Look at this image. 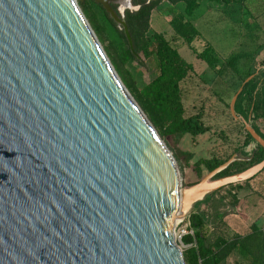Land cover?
I'll return each instance as SVG.
<instances>
[{
	"label": "water",
	"instance_id": "1",
	"mask_svg": "<svg viewBox=\"0 0 264 264\" xmlns=\"http://www.w3.org/2000/svg\"><path fill=\"white\" fill-rule=\"evenodd\" d=\"M96 1L132 46L122 11ZM244 124L257 152L264 138ZM236 160L182 188L77 0H0V264H186L175 226L264 170L218 177Z\"/></svg>",
	"mask_w": 264,
	"mask_h": 264
},
{
	"label": "rangeland",
	"instance_id": "2",
	"mask_svg": "<svg viewBox=\"0 0 264 264\" xmlns=\"http://www.w3.org/2000/svg\"><path fill=\"white\" fill-rule=\"evenodd\" d=\"M113 1L111 3L116 4L125 15L126 9H122L121 3ZM77 2L122 82L175 158L182 188L196 183L209 173L205 167L202 177L196 172L195 163L200 158L228 160L236 156L235 167H248L247 159L252 157L254 150L246 144L247 131L243 118L250 120L256 132L264 138V115L260 112L256 114L249 108L253 85L260 81L264 73V40L256 27L248 23L249 18H244L243 5L224 6L215 0H201L200 8L190 17L201 30V36L194 40L193 45L202 51L207 42L212 44L213 56L217 59L213 66L198 58L173 30V19L185 12L184 2L173 4L170 0H162L152 12L148 36L151 37L155 32L163 33L182 56L194 65V71L181 82L186 115L202 112L204 122L210 127L205 134H186L177 139L171 132L170 121L153 104L148 91L150 82L159 74L156 56L148 58L144 54L134 55L130 52V45L121 32L124 27L113 21L102 3L96 0ZM135 7L132 4L128 9L135 10ZM246 81L249 84L233 103L234 96ZM261 89L255 92V98ZM232 106L239 114L234 113ZM254 143H257L256 140ZM178 151L191 152L193 157L190 162L187 163L183 157L178 159ZM251 190L254 188L247 181L230 184L196 203L174 229L175 242L183 255L194 245H185L182 237L185 235L184 230L190 229L187 226L189 216L197 211L204 216L207 233L215 242V248L221 251L224 264H253L248 251L234 246L235 242L242 241L251 232V225L257 216L250 207L253 201L261 198L251 193Z\"/></svg>",
	"mask_w": 264,
	"mask_h": 264
},
{
	"label": "trees",
	"instance_id": "3",
	"mask_svg": "<svg viewBox=\"0 0 264 264\" xmlns=\"http://www.w3.org/2000/svg\"><path fill=\"white\" fill-rule=\"evenodd\" d=\"M170 1L173 4L180 1L185 4V12L181 16L175 17L172 21V27L176 36L183 38L198 58L205 60L210 66L215 65L217 59L213 56L214 49L210 42L206 43L202 51H198L193 45L194 40L201 36V32L190 17L194 16L195 12L200 8L201 0ZM215 1L223 2L225 5L230 2V0ZM161 2L162 0H132V4L138 8L135 10L126 9L124 15L132 39V46L125 33V28L121 32L130 45V52L134 55L144 54L148 58L153 55L156 56L159 65V74L150 82L148 91L152 97L153 104L170 121L173 135L177 139H180L186 134L192 136L205 134L210 130V127L204 122L203 113L198 112L187 116L183 101L181 82L190 72L194 71L193 63L187 61L163 33L155 32L151 37L148 36L151 28L152 12ZM111 5L121 15L118 6L114 3H111ZM112 19L114 21V18ZM248 84V81L242 84V90L239 92L238 98ZM254 100L250 104V110L253 107V111L256 114L260 112L261 115H264V87ZM237 113L239 114V112ZM251 138L252 136L248 133L246 139L247 145ZM182 157L188 163L193 157V154L191 152L178 151L177 158L180 159ZM262 159H264V147L258 145V151L254 152L252 157L247 159L248 167ZM226 161L217 157L200 158L195 163V169L198 175L202 177L204 167L210 172ZM235 163L221 172L218 177L233 175L245 170L235 167L237 165H234ZM262 172L247 181V184L251 188H255L253 181ZM189 220L193 234L184 235L182 242L185 245H194L184 254L185 261L188 264H224V257L221 251L215 248V242L207 233V224L204 216L200 212H192ZM234 246H240L245 251H248L252 255L253 264H264V231L256 224H252L251 232L242 241L235 242Z\"/></svg>",
	"mask_w": 264,
	"mask_h": 264
},
{
	"label": "crops",
	"instance_id": "4",
	"mask_svg": "<svg viewBox=\"0 0 264 264\" xmlns=\"http://www.w3.org/2000/svg\"><path fill=\"white\" fill-rule=\"evenodd\" d=\"M217 3L223 4L225 6V3L223 2ZM237 4L243 5L244 18H249L248 23L256 27V29L261 34V38L264 40V0H230L226 6ZM261 88H263V85ZM253 185L255 188L254 190H251V193H256L257 197L261 198L259 201L257 200L259 198H257V201L255 200L251 203V211L255 216L257 215L253 220V224H256L264 231V172H262V175L258 176L255 181H253ZM255 204H259V207H256Z\"/></svg>",
	"mask_w": 264,
	"mask_h": 264
},
{
	"label": "bare ground",
	"instance_id": "5",
	"mask_svg": "<svg viewBox=\"0 0 264 264\" xmlns=\"http://www.w3.org/2000/svg\"><path fill=\"white\" fill-rule=\"evenodd\" d=\"M118 1L121 3L122 9H125L127 6H129V0H118ZM232 110L234 111V113L235 112L237 113V111L235 110V106H232ZM243 120L247 122L252 127V129H254V126L252 125L250 120H246L245 118H243Z\"/></svg>",
	"mask_w": 264,
	"mask_h": 264
},
{
	"label": "built area",
	"instance_id": "6",
	"mask_svg": "<svg viewBox=\"0 0 264 264\" xmlns=\"http://www.w3.org/2000/svg\"><path fill=\"white\" fill-rule=\"evenodd\" d=\"M137 8L138 7L136 6L135 9H137ZM187 226H189L190 229L189 230H187V229L184 230L185 235L186 234H193V230L190 227V220H189V224Z\"/></svg>",
	"mask_w": 264,
	"mask_h": 264
},
{
	"label": "flooded vegetation",
	"instance_id": "7",
	"mask_svg": "<svg viewBox=\"0 0 264 264\" xmlns=\"http://www.w3.org/2000/svg\"><path fill=\"white\" fill-rule=\"evenodd\" d=\"M118 1V0H117ZM114 2V1H113ZM115 3V2H114ZM118 3H120L119 1H118Z\"/></svg>",
	"mask_w": 264,
	"mask_h": 264
}]
</instances>
